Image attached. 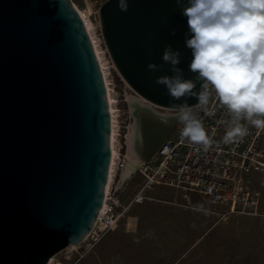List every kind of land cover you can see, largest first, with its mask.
Returning a JSON list of instances; mask_svg holds the SVG:
<instances>
[{"label": "water", "instance_id": "95a60500", "mask_svg": "<svg viewBox=\"0 0 264 264\" xmlns=\"http://www.w3.org/2000/svg\"><path fill=\"white\" fill-rule=\"evenodd\" d=\"M128 5L124 12L105 0L98 9L108 55L135 93L128 101L133 157L120 185L179 122L181 101L155 82L172 74L161 59L165 45L180 51L178 67L194 77L175 0ZM110 133L102 69L72 1L0 0V264H46L82 243L102 206Z\"/></svg>", "mask_w": 264, "mask_h": 264}, {"label": "rangeland", "instance_id": "374dc122", "mask_svg": "<svg viewBox=\"0 0 264 264\" xmlns=\"http://www.w3.org/2000/svg\"><path fill=\"white\" fill-rule=\"evenodd\" d=\"M105 0H73L89 15L109 62V80L118 109L121 135L128 132V101L135 95L118 74L102 39L98 9ZM162 111L161 109H159ZM122 143L121 138H119ZM125 139V138H124ZM124 141V140H123ZM246 186L259 194L248 213L224 214L194 190L158 185L150 199L132 204L117 226L92 249L78 255L68 246L53 256L54 264H264V171L241 173ZM140 183L126 181L122 202H128ZM220 213L217 215L216 213ZM84 245L77 250L82 253Z\"/></svg>", "mask_w": 264, "mask_h": 264}, {"label": "clouds", "instance_id": "9594fccd", "mask_svg": "<svg viewBox=\"0 0 264 264\" xmlns=\"http://www.w3.org/2000/svg\"><path fill=\"white\" fill-rule=\"evenodd\" d=\"M175 3L186 18L184 45L191 53L188 70L194 77L186 78L178 67L180 51L165 45L161 59L172 74L155 82L165 86L173 100L181 101L175 108L183 125L181 137L204 150L213 143L203 120L187 102L191 97L202 112H211L216 104L226 110L228 118L221 121L226 145L242 141L250 128L264 131V0ZM117 6L126 12L128 0H117ZM147 67L158 68L152 63Z\"/></svg>", "mask_w": 264, "mask_h": 264}, {"label": "built area", "instance_id": "2783aa9c", "mask_svg": "<svg viewBox=\"0 0 264 264\" xmlns=\"http://www.w3.org/2000/svg\"><path fill=\"white\" fill-rule=\"evenodd\" d=\"M71 1L74 3L73 0ZM192 107L203 120L208 134L213 137L212 145L204 150L190 144L181 137L183 125L178 122L153 156L140 161L134 174L139 177L140 183L125 204L122 199L126 182L120 185L119 178L127 158L126 135H121V126H117L115 141L117 155L112 181L109 186L106 185L102 206L93 227L82 243L73 245L78 255L81 256L92 249L115 228L132 204H140L150 199L148 191L158 185L173 187L183 193L188 190L197 191L210 204L223 207L224 213L221 215L248 213L245 212L246 208H255L259 194L246 186L247 180L243 179L241 173L264 171V131L250 128L249 135L242 141L226 145L222 142L223 127L221 125V121L228 118L226 110L219 104H216L211 112H202L198 104ZM119 138L124 141L122 140L121 143ZM84 244V251L80 253L77 247ZM51 260L52 257L46 264H51Z\"/></svg>", "mask_w": 264, "mask_h": 264}, {"label": "bare ground", "instance_id": "6f19581e", "mask_svg": "<svg viewBox=\"0 0 264 264\" xmlns=\"http://www.w3.org/2000/svg\"><path fill=\"white\" fill-rule=\"evenodd\" d=\"M74 4V3H73ZM75 7V5H74ZM78 14L80 15V17L82 18L85 27L90 35V38L93 42L95 51H96V55L98 58V61L100 63L101 69H102V73H103V77H104V81H105V85H106V91H107V97H108V103H109V108H110V118H111V164H110V171H109V175H108V181H107V186H109L111 184L112 181V176H113V171H114V162H115V157L117 155V149H116V145H115V141H116V134H117V126L119 125L118 123V118H117V112L118 109L115 105L116 101L114 99V96L112 94V88H111V83L110 80L108 78L109 76V62H108V58L106 56V52L104 50V47L102 46V41L100 39V37L98 36V34L96 33L95 30V26L94 24L91 22L89 15L85 12H82L77 6L75 7ZM131 135V130L130 128H128V132L126 133V142H127V152L126 155L129 158L133 157V153L130 149L129 146V138ZM73 247V246H71ZM53 257L51 260V264H53Z\"/></svg>", "mask_w": 264, "mask_h": 264}]
</instances>
